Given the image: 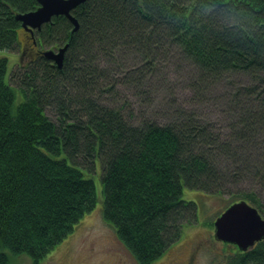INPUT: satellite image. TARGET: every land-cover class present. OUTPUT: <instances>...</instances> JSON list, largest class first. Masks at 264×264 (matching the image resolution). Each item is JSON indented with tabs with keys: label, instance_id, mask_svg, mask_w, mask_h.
<instances>
[{
	"label": "trees",
	"instance_id": "obj_1",
	"mask_svg": "<svg viewBox=\"0 0 264 264\" xmlns=\"http://www.w3.org/2000/svg\"><path fill=\"white\" fill-rule=\"evenodd\" d=\"M38 7L0 0V52L15 51L22 33L33 46L68 44L62 68L42 50L9 73L0 56V264L9 254L40 264L96 207L97 159L104 218L139 264L159 259L197 218L184 186L232 196L230 185L249 175L264 189V0H88L73 11L76 32L59 16L31 34L15 16ZM174 50L199 70L198 90L249 80L221 93L226 135L197 111L163 125L120 98L123 87L147 94L150 73ZM240 201L264 218L259 195ZM237 251L231 264H264V240Z\"/></svg>",
	"mask_w": 264,
	"mask_h": 264
},
{
	"label": "rangeland",
	"instance_id": "obj_2",
	"mask_svg": "<svg viewBox=\"0 0 264 264\" xmlns=\"http://www.w3.org/2000/svg\"><path fill=\"white\" fill-rule=\"evenodd\" d=\"M20 39L22 43L15 51L0 52V56H5L10 61L9 73L36 58L40 51L52 48L33 46L32 41L23 33ZM24 43L27 46H22ZM167 56L169 57L162 60L150 73V78L146 82L149 88L146 89L147 94L144 92L141 95L136 89L123 87L120 98L126 97L125 99L131 103L134 102L137 113L139 110L146 119L163 125L176 121L181 114H185L184 119H186V114L190 115L191 111H197L204 124L214 125L216 130L226 135L227 119L222 106L226 102V97L221 93H230L229 95L233 93L230 83L234 79L244 84L249 80L231 76L230 79L218 83L215 89L210 87L207 91V87H203L200 91L192 84L199 74L194 63L175 50ZM12 86L17 88L14 84ZM22 100L23 96L18 92L16 104ZM47 115L54 118L49 111ZM261 152L264 153V139L257 145L256 154ZM223 164L226 166L225 161ZM262 164H264V156H260L258 160V165ZM95 168L92 173L94 176L91 177L99 196L96 207L75 225L73 231L40 264H139L120 240L113 225L104 218L101 166L98 159ZM86 176L89 178L88 174ZM238 180L237 184H229L235 192L232 196L207 195L184 186L183 199L195 202L197 218L191 219L190 223L181 227L178 241L152 264H231L239 253L237 247L216 239L214 222L237 200L239 194L251 192L264 200V189L257 182L254 184L249 175ZM9 257L10 264H34L26 254H9Z\"/></svg>",
	"mask_w": 264,
	"mask_h": 264
},
{
	"label": "water",
	"instance_id": "obj_3",
	"mask_svg": "<svg viewBox=\"0 0 264 264\" xmlns=\"http://www.w3.org/2000/svg\"><path fill=\"white\" fill-rule=\"evenodd\" d=\"M39 7L32 12L20 13L16 20L27 32L33 34L42 26L50 23L54 17L65 16L74 26L73 32L79 28L73 11L88 0H37ZM68 44L59 49L42 52V57L54 62L62 68ZM215 237L224 243L236 245L241 251H248L264 240V218L260 212L247 201L232 204L214 222Z\"/></svg>",
	"mask_w": 264,
	"mask_h": 264
},
{
	"label": "bare ground",
	"instance_id": "obj_4",
	"mask_svg": "<svg viewBox=\"0 0 264 264\" xmlns=\"http://www.w3.org/2000/svg\"><path fill=\"white\" fill-rule=\"evenodd\" d=\"M222 214H223V213H222ZM222 214H221V215H222ZM221 215H220V216H221ZM220 216H219V217H220ZM219 217H218V218H219ZM218 218H217V219H218ZM217 219H216V220H217ZM214 227H215V226H214Z\"/></svg>",
	"mask_w": 264,
	"mask_h": 264
}]
</instances>
